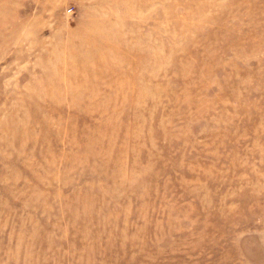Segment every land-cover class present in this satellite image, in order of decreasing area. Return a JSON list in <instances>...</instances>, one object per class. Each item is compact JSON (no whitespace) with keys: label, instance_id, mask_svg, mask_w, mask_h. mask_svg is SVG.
<instances>
[{"label":"rangeland","instance_id":"374dc122","mask_svg":"<svg viewBox=\"0 0 264 264\" xmlns=\"http://www.w3.org/2000/svg\"><path fill=\"white\" fill-rule=\"evenodd\" d=\"M0 264H264V0H0Z\"/></svg>","mask_w":264,"mask_h":264},{"label":"bare ground","instance_id":"6f19581e","mask_svg":"<svg viewBox=\"0 0 264 264\" xmlns=\"http://www.w3.org/2000/svg\"><path fill=\"white\" fill-rule=\"evenodd\" d=\"M30 22V21H29Z\"/></svg>","mask_w":264,"mask_h":264}]
</instances>
